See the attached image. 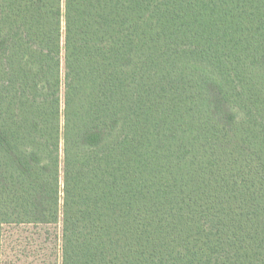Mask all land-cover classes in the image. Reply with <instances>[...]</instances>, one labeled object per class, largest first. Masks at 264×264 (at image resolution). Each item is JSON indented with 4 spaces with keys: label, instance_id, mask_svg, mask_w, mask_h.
<instances>
[{
    "label": "trees",
    "instance_id": "obj_1",
    "mask_svg": "<svg viewBox=\"0 0 264 264\" xmlns=\"http://www.w3.org/2000/svg\"><path fill=\"white\" fill-rule=\"evenodd\" d=\"M62 264H264V0H0V228Z\"/></svg>",
    "mask_w": 264,
    "mask_h": 264
},
{
    "label": "rangeland",
    "instance_id": "obj_2",
    "mask_svg": "<svg viewBox=\"0 0 264 264\" xmlns=\"http://www.w3.org/2000/svg\"><path fill=\"white\" fill-rule=\"evenodd\" d=\"M62 226L4 225L0 264H62Z\"/></svg>",
    "mask_w": 264,
    "mask_h": 264
}]
</instances>
